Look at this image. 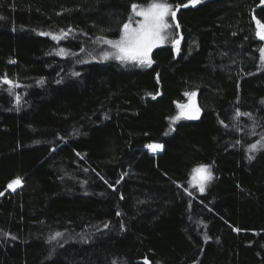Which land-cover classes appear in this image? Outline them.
Returning <instances> with one entry per match:
<instances>
[{
  "label": "trees",
  "instance_id": "trees-1",
  "mask_svg": "<svg viewBox=\"0 0 264 264\" xmlns=\"http://www.w3.org/2000/svg\"><path fill=\"white\" fill-rule=\"evenodd\" d=\"M150 2L0 0V79L17 85L0 82V264H264V3L201 0L150 67L105 59L97 37Z\"/></svg>",
  "mask_w": 264,
  "mask_h": 264
},
{
  "label": "snow or ice",
  "instance_id": "snow-or-ice-1",
  "mask_svg": "<svg viewBox=\"0 0 264 264\" xmlns=\"http://www.w3.org/2000/svg\"><path fill=\"white\" fill-rule=\"evenodd\" d=\"M200 2L201 0H188L187 3L175 4V7H173V5L169 3V0H151V2L147 4V6L133 3L131 5L133 13L136 16L142 17L141 20L136 22L137 27L133 28L131 26V23H126L121 29V36L118 40L113 41L105 37H97V41L107 43L111 45V47L116 49V52L111 55H113L115 59L120 60L121 62L135 61L142 66L150 67L153 63V60L150 58V52L154 47L157 46V44L162 43L165 39H167V36L162 35V33H165L167 29L172 27L167 18L170 16L173 20H175L177 12L181 8H187L190 5L195 6ZM262 3H264V0H262ZM256 25V36L259 37L261 41H264V23L257 19ZM175 27L179 28V23H176ZM67 35V32H61L60 36L54 35L52 36V39L59 40L66 37ZM172 43L177 45V51H179V40L173 39ZM260 51L261 58L264 59V49H261ZM58 54L64 55L65 49L61 48ZM109 55L110 54L105 53L104 58H109ZM74 75L78 76L79 73H74ZM0 82L13 87L17 86L12 80H9L6 75L2 79H0ZM191 95H195V93H192ZM16 99L19 102V96H17ZM153 99H155V96H153ZM181 108H183V106H181ZM196 112H199V109H196ZM237 115L241 114L238 112ZM243 115L250 114L244 113ZM179 118V116L175 117V119ZM146 147H148L149 150L155 152L159 149H162L163 146L160 144H149ZM259 147L264 148V144H259ZM257 148L258 144L256 143L249 146V150L251 151H256ZM249 159H253V157L250 156ZM212 178L213 176L209 165L201 164L192 169L193 185H198L199 191L201 193L205 191L207 182L211 181ZM20 183L21 180L19 177H17L15 180L9 183L8 188L14 190V186H18ZM0 195H2V193H0ZM189 195H191V193H189ZM235 230L239 231V229ZM60 235L61 233H56V236Z\"/></svg>",
  "mask_w": 264,
  "mask_h": 264
},
{
  "label": "rangeland",
  "instance_id": "rangeland-1",
  "mask_svg": "<svg viewBox=\"0 0 264 264\" xmlns=\"http://www.w3.org/2000/svg\"><path fill=\"white\" fill-rule=\"evenodd\" d=\"M141 19H142V17H140V16H136V15L132 12V16H131L130 21H129L128 23H131V26H132L133 28H135V27H137V23H136V22L139 21V20H141ZM167 19H168V22L172 25V27L169 28V29H167L165 33H162V35H166V36H167V39H165L162 43L157 44V46L154 47V48L152 49V51L150 52V58H151V54H152V52H153L155 49L160 48L162 45H165L167 42H169V41L173 38L172 29L175 30L174 21H175L176 19L173 20L170 16H169ZM174 32H175V31H174ZM175 35H176V32H175ZM49 36H51V35H49ZM51 37H52V36H51ZM117 40H118V39H117ZM173 44H174V43H173ZM109 46H110V48H111V51L108 52V54H110L109 57H111V56H113V55H111V54H114V53L116 52V49H114L113 47H111V45H109ZM118 61H120V60H118ZM120 62H121V61H120ZM262 62H263V64H264V59H262ZM123 63H132V64L137 65V66L140 67V68H147V67H148V66H142V65H140L139 63H137V62H135V61H125V62H123ZM196 105H197V104H196V102H195L194 99L189 100L187 103H185V104L183 105V108L181 109V116H183V118H184L185 113H186L188 110H190V108H196ZM174 121L177 122L178 119H177V120H174ZM147 150H148L150 153H152V154H159V153H162L163 147H162V149H159V150H157V151H155V152L149 150V148H147ZM191 182H192V178H191ZM21 184H22V182H21L18 186H14V190L11 189V188H7V191H6V192H13V191H15L17 188H19V187L21 186ZM192 184H193V182H192ZM206 186H207V185H206ZM206 186H205V191L207 190V187H206ZM197 187H198V185H197ZM205 191H204V192H205ZM204 192H203V193H204Z\"/></svg>",
  "mask_w": 264,
  "mask_h": 264
},
{
  "label": "water",
  "instance_id": "water-1",
  "mask_svg": "<svg viewBox=\"0 0 264 264\" xmlns=\"http://www.w3.org/2000/svg\"><path fill=\"white\" fill-rule=\"evenodd\" d=\"M199 109V112H196ZM201 116L200 108L196 107L185 113V118L189 121H197Z\"/></svg>",
  "mask_w": 264,
  "mask_h": 264
},
{
  "label": "flooded vegetation",
  "instance_id": "flooded-vegetation-1",
  "mask_svg": "<svg viewBox=\"0 0 264 264\" xmlns=\"http://www.w3.org/2000/svg\"><path fill=\"white\" fill-rule=\"evenodd\" d=\"M191 109H193V108H190V110H191ZM190 110H188V111H190ZM188 111H187V112H188Z\"/></svg>",
  "mask_w": 264,
  "mask_h": 264
}]
</instances>
